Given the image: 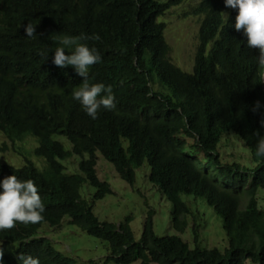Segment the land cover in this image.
<instances>
[{"label": "trees", "instance_id": "1", "mask_svg": "<svg viewBox=\"0 0 264 264\" xmlns=\"http://www.w3.org/2000/svg\"><path fill=\"white\" fill-rule=\"evenodd\" d=\"M183 2L190 3L198 26L190 72L170 61L164 23L159 20L166 10ZM12 3L9 12L16 15L9 17L13 31L19 33L21 63L16 72L7 65V44L0 37V82L4 85L0 88H23L26 110L9 123L0 121V127L39 138L34 154L44 159L46 168L41 171L24 157L20 167L7 165V170L20 180L31 178L40 184L47 219L54 223L64 214L67 225L102 241L108 251L102 264L136 260L139 264H264V157L255 155L257 133L264 135L259 123L264 110L256 114L250 110L256 100L264 104V84L258 49L249 48L242 31L232 27L236 11L225 7L223 0ZM222 14L227 16L223 30ZM24 19L35 24L36 35L31 38L19 29ZM61 26L99 37L86 40L101 55V62L89 68V82L111 85L112 91L115 87L120 108L93 120L72 100L78 80L71 66L52 64L49 47L58 42L57 38L47 41L48 33ZM44 50L49 52L42 61L39 53ZM56 136L65 137L69 148ZM120 137L130 142L126 153ZM233 140L241 142L250 155L248 163L234 154L226 157L228 149L223 146ZM96 150L131 186L135 167L147 162L148 181L171 204L172 227L179 233L189 227L193 245L176 234L157 235L152 209L147 210L137 239L130 215L117 223L99 218L93 203L111 193V188L97 176ZM73 156L76 170L64 172L66 166L60 160L66 162ZM84 183L94 190L89 203L75 201ZM183 195L202 198L220 217L227 239L223 249L199 244L202 213L196 206L192 209ZM31 232V228L15 227L0 231V264H18L21 256L28 261L35 258L29 254L39 255V264H84L55 251L47 239L28 242L25 234Z\"/></svg>", "mask_w": 264, "mask_h": 264}, {"label": "clouds", "instance_id": "2", "mask_svg": "<svg viewBox=\"0 0 264 264\" xmlns=\"http://www.w3.org/2000/svg\"><path fill=\"white\" fill-rule=\"evenodd\" d=\"M12 1L13 0H0V37H3L7 44L5 55L6 63L12 70L16 72V69L20 70L21 58L19 33L18 31H13L14 25L11 21L13 18H15L16 14L9 12L10 7L14 6ZM223 3L225 7L232 8L236 11L232 27L237 32L242 31L243 36L246 38V44L249 48L258 49L259 54L256 56V59L258 65L262 67L261 82L264 84V0H223ZM9 16H11L12 19ZM222 19L223 23L221 25V30H223L224 24L227 23V16L222 14ZM34 25L35 24L32 23V20L24 19L21 20L19 29L23 35L31 38L36 35ZM54 38H57L58 44L54 48L49 47V49L52 50L51 62L54 66L59 68L71 66L70 71L76 76V79L78 80V84L72 89L71 93V98L73 101H75V104L80 106L82 111L93 120L99 117V115L102 113H109L120 108L121 105L119 96L115 90V87L112 91L111 85H106L103 82H89V68L90 66L101 62V55L94 46L88 45V41L86 40L99 39V37H90L84 34L72 33L68 28L66 29L65 26H61L56 28L53 33H48L47 41H50ZM48 52L49 50H44L39 53V55L42 57V61L47 58ZM174 65L177 66L176 64ZM180 69L183 70L182 68ZM183 71L190 72L187 70ZM38 85L41 91L45 93L44 86L42 85L44 89L43 91L39 82ZM1 86L4 85L0 82V87ZM8 87L9 90H1L0 88V121L5 124L22 117L26 110V95L23 88L19 86ZM250 110L254 114L259 113L261 110H264V104H262L260 100H256L253 102ZM259 123L261 128H264V116H262V118L259 120ZM23 134L24 133L15 134L0 127V135H2L5 139V141H3L2 145L0 146V231L12 229L13 227H15L17 230L31 228L32 232L28 235L25 234L28 242L47 239L50 241V245L55 251L65 256L64 253L53 246L49 235L43 234V232H45L46 227H59L60 225H58V221H66L67 218H63L65 217L63 214L60 216L57 222H50L47 219L48 206L44 200V197L39 191L42 189L40 184L34 183L33 179L31 178L20 180L16 177V173L8 172L7 170V165L13 166L14 168L20 167L24 157L29 158L33 163L36 161L37 165H35V163L34 165L41 171L46 168L44 159L37 157L34 154L35 147L40 145L39 138L33 135L23 136ZM257 137L258 139L255 145V155L257 157H264V135L257 133ZM119 141L121 143V147L126 153L127 148L130 146L129 140L125 137H120ZM6 149L11 152L9 155L3 153L6 151ZM31 153L33 154V157H31ZM98 153L104 158V156L98 150H96L94 153L96 163ZM55 160L59 162L57 157ZM108 162L113 166L109 160ZM143 165H146L145 167L148 170V180L149 168L147 166V162L145 161L141 166L135 167V179L137 170ZM100 180L103 181L102 179ZM134 184L132 186H134ZM155 188L157 189V187ZM161 196L165 198L163 194H161ZM183 199L186 202L188 200L186 198ZM191 199L197 198L192 196ZM82 200H84V198L81 196L79 191V195L75 201L82 202ZM90 200L91 198L88 200L85 199L87 203H89ZM1 248L2 247L0 245V249ZM46 248L48 251H50L48 247ZM29 255L35 258H31L30 261H28L24 259L23 256H21L18 264H39V260L37 258L40 257L39 255Z\"/></svg>", "mask_w": 264, "mask_h": 264}, {"label": "rangeland", "instance_id": "3", "mask_svg": "<svg viewBox=\"0 0 264 264\" xmlns=\"http://www.w3.org/2000/svg\"><path fill=\"white\" fill-rule=\"evenodd\" d=\"M190 8V3L183 2L180 5L170 7L159 17V20L164 23V37L169 47L170 60L187 71H190L193 66L198 29L196 18L191 14ZM56 138L62 142L64 147L69 148V143L65 137L56 136ZM3 141L5 139L0 135V146ZM223 149H228V154H226L228 159L234 154L243 163H248L250 160V155L243 149L239 141L233 140L231 145H228V147L223 146ZM3 153L9 155L11 152L6 149ZM98 156L96 163L97 175L100 179L107 181L111 188V193L93 203V211L99 218L117 223L124 216L130 215V226L134 237L137 239L140 236L147 210L153 209V229L157 235L177 234L187 241L190 246L193 245V237L189 227L183 233L177 232L172 227L171 204L147 180L148 170L145 167L146 165L137 170L134 186H129L119 178L108 161L99 153ZM31 157H33L32 153ZM60 162L66 166L65 170L63 169L64 172H71L77 168L75 156L65 163L63 160ZM34 163L37 165L36 161ZM93 191L92 186L83 184L80 194L88 200L91 198ZM183 198L188 199L187 203L192 209L196 206L202 213L201 223L200 212H198L197 217V221L201 225L197 229L199 244L204 248L217 247L223 249L227 245V239L220 217L202 198L191 199L192 196H183ZM43 234H48L53 246L64 253L65 256L84 264H102L104 256L108 254L102 241L81 232L75 226L67 225L65 220L62 221L59 227H46ZM105 264L118 263L109 261ZM128 264H139V261L136 260Z\"/></svg>", "mask_w": 264, "mask_h": 264}]
</instances>
